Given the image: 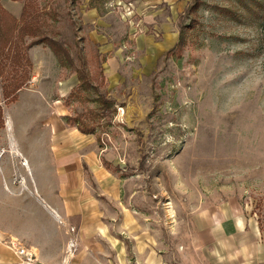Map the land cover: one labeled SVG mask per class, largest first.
<instances>
[{
  "label": "rangeland",
  "instance_id": "374dc122",
  "mask_svg": "<svg viewBox=\"0 0 264 264\" xmlns=\"http://www.w3.org/2000/svg\"><path fill=\"white\" fill-rule=\"evenodd\" d=\"M25 1L35 2L45 32L75 63L61 64L48 47L34 45L30 79L15 101L1 100L0 169L10 175L8 154H26L32 165L12 172L0 205L16 232L20 219L33 232L36 217L47 216L35 183L49 178L42 163L51 140L60 148L67 141L77 159L73 193L84 218L58 221L64 235L46 264H119L121 244L126 260L137 261L126 233H152L143 242L161 260L169 236L172 263L186 261L188 233L240 228L264 240L251 213L264 194V0H204L190 14L192 0L2 3L18 17ZM180 31L184 44L168 52ZM75 67L112 101L108 109L94 90L80 87ZM66 116L95 130L84 134ZM20 181L26 188L19 192ZM71 233L73 255L65 251ZM97 233H107L100 244ZM138 261L150 258L143 253Z\"/></svg>",
  "mask_w": 264,
  "mask_h": 264
},
{
  "label": "crops",
  "instance_id": "0c3cea01",
  "mask_svg": "<svg viewBox=\"0 0 264 264\" xmlns=\"http://www.w3.org/2000/svg\"><path fill=\"white\" fill-rule=\"evenodd\" d=\"M66 142L60 148L55 139L51 140L49 159L47 158L42 163L45 166L44 170L46 169L45 173L49 174V178L39 177L35 183L41 202L48 210L47 216L41 215L34 220L36 230L33 229V232H31L32 227L29 226L31 228L29 231L27 224L25 222L21 224L22 220L20 219L16 232L13 226L10 225L12 221L9 217L0 215V223H3V226L2 224L0 225V264H26L21 262L15 248L9 244V240L15 238L20 242L21 246L30 248L41 264H46L50 258L47 256L49 255L48 253H52L49 252L50 249L57 247L55 252H59L58 244L60 242L58 243L57 239L62 238L64 235L60 231L58 221L65 223L77 215H80L81 220H83V202L80 198L76 199L73 193L75 189V173L78 171L77 159L73 157L74 152L67 149ZM8 156L9 162L12 160L14 162L11 165L10 175L16 168L25 173L26 168L21 164V158H25L32 168L26 154L24 156L23 154H8ZM37 168L41 170V167L38 166ZM10 175H5L4 167L3 170L0 169L1 190H9ZM17 186L20 192V190L26 188V182L20 181ZM78 188H81V186L78 185ZM5 196L6 193L3 196L0 194V205L6 204ZM19 196L25 198L26 194L22 192ZM24 200L26 201V199ZM96 214H98V221H100V207ZM6 222L8 224L5 225ZM237 230V233H188L184 240L185 249L182 247V250H184L182 252L185 253L187 259L177 263H172L169 256L166 255L171 250L169 236H164L163 238V258L161 260L156 257L154 246L151 243L145 244L143 242L144 238L142 236L152 233H126L131 238L130 252L134 256L136 255L137 261L126 260L124 255L129 253V249L121 244L122 246L119 247L121 262L119 264H264V240L261 239L259 233H242L243 229L240 228ZM78 234H80L81 238L90 237L91 235L96 236V233ZM97 234L100 244L106 238L107 233ZM139 234L141 235L138 236ZM139 237L143 239L141 243ZM100 249L99 246V251ZM143 253L147 255V260L150 258V261H138V255ZM55 264H59V262Z\"/></svg>",
  "mask_w": 264,
  "mask_h": 264
},
{
  "label": "trees",
  "instance_id": "16d2710c",
  "mask_svg": "<svg viewBox=\"0 0 264 264\" xmlns=\"http://www.w3.org/2000/svg\"><path fill=\"white\" fill-rule=\"evenodd\" d=\"M246 5L245 0H238ZM204 3V0H192L186 8V13H194ZM35 2L25 1L19 16L10 12L0 0V128L4 126L1 100L10 103L16 100L17 92L30 79L32 61L28 50L38 44L48 47L55 55L59 63L75 66L69 48L61 41L48 35L43 22L39 19V14L34 10ZM185 42L183 32L180 31L176 44L168 50L181 48ZM99 74L102 69L99 64ZM80 87L94 90L97 94L96 100L104 108L108 109L112 103L110 99L101 94L96 84H93L83 67H75ZM65 121L70 126L84 133H91L95 130V125L91 122L80 124L77 116H66ZM251 213L256 215L258 227L264 233V194L258 200H254Z\"/></svg>",
  "mask_w": 264,
  "mask_h": 264
},
{
  "label": "built area",
  "instance_id": "2783aa9c",
  "mask_svg": "<svg viewBox=\"0 0 264 264\" xmlns=\"http://www.w3.org/2000/svg\"><path fill=\"white\" fill-rule=\"evenodd\" d=\"M71 234L72 236L68 239L65 247V251L69 255H73L78 247L74 233ZM9 244L15 248V251L20 257L22 263L41 264V262L37 259L36 254L33 251H31L30 248L21 246L20 242L16 238L10 239Z\"/></svg>",
  "mask_w": 264,
  "mask_h": 264
},
{
  "label": "bare ground",
  "instance_id": "6f19581e",
  "mask_svg": "<svg viewBox=\"0 0 264 264\" xmlns=\"http://www.w3.org/2000/svg\"><path fill=\"white\" fill-rule=\"evenodd\" d=\"M21 164L23 165V166H25V168H27L28 166V163H27V160L25 159V158H22V160H21Z\"/></svg>",
  "mask_w": 264,
  "mask_h": 264
}]
</instances>
